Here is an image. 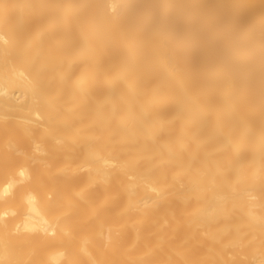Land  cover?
Returning <instances> with one entry per match:
<instances>
[{
    "label": "bare ground",
    "instance_id": "6f19581e",
    "mask_svg": "<svg viewBox=\"0 0 264 264\" xmlns=\"http://www.w3.org/2000/svg\"><path fill=\"white\" fill-rule=\"evenodd\" d=\"M0 264H264V0H0Z\"/></svg>",
    "mask_w": 264,
    "mask_h": 264
}]
</instances>
